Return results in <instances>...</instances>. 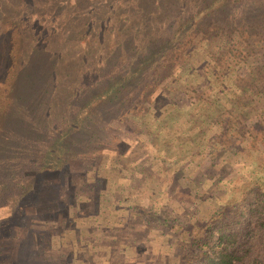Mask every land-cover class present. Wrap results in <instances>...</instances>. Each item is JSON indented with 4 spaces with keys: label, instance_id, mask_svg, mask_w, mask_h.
<instances>
[{
    "label": "rangeland",
    "instance_id": "rangeland-1",
    "mask_svg": "<svg viewBox=\"0 0 264 264\" xmlns=\"http://www.w3.org/2000/svg\"><path fill=\"white\" fill-rule=\"evenodd\" d=\"M29 1L20 10L18 0H0V264H177L189 253L186 232H199L208 212L237 197L240 178L261 170L264 144L241 120L260 109L242 83L264 75V39L247 38L259 57L250 55L253 68L248 58L225 60L230 43L215 39L221 24L246 25L253 1L264 0H232L225 14L205 16L198 29L215 36L206 56L188 69L179 61L152 71L147 60L141 86L131 81L119 105L111 80L136 64L120 56L140 58L156 34L184 30L181 19L211 0ZM156 1L162 15L144 25L125 19L119 30L121 15L100 26L120 6L143 15ZM163 85L172 90L161 93ZM141 87L152 90L146 112L139 100L129 105ZM107 95V107L90 102ZM69 131L75 143L65 152L60 137ZM173 158L179 173L164 168Z\"/></svg>",
    "mask_w": 264,
    "mask_h": 264
},
{
    "label": "trees",
    "instance_id": "trees-1",
    "mask_svg": "<svg viewBox=\"0 0 264 264\" xmlns=\"http://www.w3.org/2000/svg\"><path fill=\"white\" fill-rule=\"evenodd\" d=\"M229 1L232 0H211L207 3L204 10H199L196 15L183 17L181 19L182 25L186 26L184 30L175 28L173 31H169L168 33L156 34V45H154L146 54H143L140 58L136 59L135 54H130L131 57L124 56L122 54L120 59L122 60H135V68L132 71L127 72H117L115 73L114 78L111 80L113 83V88L109 87L108 91L112 90L108 93L109 95L112 92H116L117 96L121 98L123 102H118L119 104H125L124 99L126 98V94H130L132 92L133 84L138 83L136 90L141 86L140 81L144 79L145 73L147 71L144 63L149 60V62L156 63L157 66L153 67L151 70L154 71L155 68H161L168 63L174 67L180 61V67L188 69L192 64L199 62L203 57L206 56V52L204 50L205 46H209V43L213 40L215 36H209L204 33V30L198 29L199 26L204 27L205 20L204 17L208 14L216 15L217 12L219 15L225 14L228 12V4ZM260 1V0H257ZM31 1L29 0H18L17 8L22 10L23 8L29 6ZM66 1L59 3V0H56V4L58 8L65 7ZM50 4V1L47 0L44 2L45 8H47ZM230 5V4H229ZM138 6V5H137ZM249 6V5H248ZM2 6H0L1 9ZM120 9L116 13H109L108 16H105L104 19H100V26H105L109 19L112 17H119L124 15L121 21L117 23V29L121 30V24L125 19L129 20V23L136 25L142 24L153 16L155 13H160L162 15V9L158 10L159 7L158 2L152 3L147 7V12L142 15V9L139 6V14L137 15H128L130 13V9H127L125 5L120 6ZM152 7V8H151ZM150 10V11H148ZM146 11V10H145ZM202 11V12H201ZM144 12V11H143ZM56 14V12H55ZM59 14V13H58ZM147 14V15H146ZM248 20L246 22L242 21L241 24H244L242 28H238L234 24H221V35H218L219 38L215 39V41H219L217 47L222 45L228 46L230 43V50L225 53V60L236 59L242 61L243 59H247L249 61L250 55L253 53L255 56L254 60L258 61L259 57L256 56L255 47L252 43L248 41L247 38L251 37H259L260 39H264V1L256 2L253 1L249 8ZM222 18V16H219ZM226 19H228L226 17ZM233 20L232 17L229 18ZM151 20V19H149ZM158 24L160 22V26L163 27V22L166 20H159L157 18L154 19ZM193 25V28H187V26ZM113 26L107 28L109 33H112ZM251 31H249V30ZM192 30V31H191ZM190 31V32H189ZM199 31V32H195ZM243 31L246 33L243 35ZM247 31V32H246ZM192 32H195L192 34ZM227 32V33H226ZM252 32V33H251ZM261 32L263 33L261 35ZM190 33V37L186 38V35ZM228 33L230 34L228 37ZM210 35H216L217 33L209 32ZM101 36V41L104 40L103 33ZM132 36V35H131ZM160 37L157 41V38ZM153 39V38H152ZM231 42H229L228 40ZM152 42V41H151ZM155 43V42H154ZM181 45V48L177 52H171L169 47H173L175 44ZM119 45V44H118ZM116 45V46H118ZM120 49L121 46L119 45ZM204 47V48H203ZM176 48V47H175ZM256 55H255V54ZM230 56V59H229ZM251 60V59H250ZM184 61V63H183ZM253 61H249L247 66L250 67L255 64H251ZM123 64V63H122ZM128 64V63H127ZM186 65V66H185ZM130 65L128 64V67ZM188 66V67H187ZM179 67V68H180ZM30 68V66H29ZM120 70L121 64L118 65ZM182 72L184 69L181 70ZM156 72V71H155ZM175 74L176 71H174ZM28 71H25L24 75H27ZM79 73V70H78ZM81 73V72H80ZM52 79L55 77V72L53 68L49 73ZM237 81L241 80L239 75H236ZM173 90H181L182 86L179 83H173ZM149 88L155 89L154 83L148 86ZM141 87L139 93L141 95L139 99H135L129 105L131 107L136 106V102L139 100L140 108L146 112L145 108L142 107V102L148 100L150 102V93L151 91ZM242 88H245L249 91L248 95L254 99L256 98L260 103V106L257 112L245 121L241 120V129H247L249 139L250 140H261L260 142L264 144V75L257 74L253 79L248 81V83H242ZM147 90V92H146ZM170 92L172 89L167 88L163 85L160 87L161 91ZM242 90V89H240ZM146 92V93H145ZM162 93V92H161ZM109 95L106 97H96L93 96L94 99L90 100L91 103L100 104L105 107L108 105V101H112L109 99ZM163 97V94H158ZM155 96V95H154ZM162 100V99H161ZM130 100H126L129 102ZM160 102V101H159ZM161 103H166V101H162ZM105 104V105H104ZM173 104V103H172ZM157 105V104H156ZM154 105V106H156ZM165 107L160 108L159 113L164 110ZM130 109H127L126 113L128 114ZM125 117L127 115L124 114ZM134 116H136L134 114ZM128 120V118H127ZM73 126H76L75 123H71ZM240 129V130H241ZM240 132V131H239ZM72 133L69 131L67 133H63L60 137V144L63 145L62 151L70 150L69 146L73 145L75 142L71 141ZM264 156V150L260 151L259 157ZM165 169L175 170L176 173H179L182 168V164L180 161L173 158L167 161ZM161 168V166H158ZM260 172L254 175H248L247 177L242 176L240 178L239 185L237 186L238 195L236 198H230L227 203L221 209H215L208 212L207 219L204 221V225L200 227L199 232L198 229L195 233L189 230L186 233L189 234L188 240L186 242L185 247L189 250L186 258H180V261H177V264H264V160H259ZM238 185V184H236Z\"/></svg>",
    "mask_w": 264,
    "mask_h": 264
}]
</instances>
